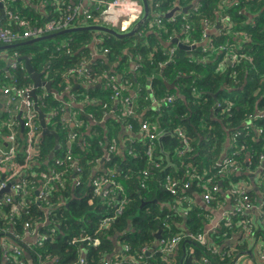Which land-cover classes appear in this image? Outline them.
I'll list each match as a JSON object with an SVG mask.
<instances>
[{"label": "trees", "instance_id": "obj_1", "mask_svg": "<svg viewBox=\"0 0 264 264\" xmlns=\"http://www.w3.org/2000/svg\"><path fill=\"white\" fill-rule=\"evenodd\" d=\"M38 1L44 2L46 14L36 10ZM81 1L75 0L72 4L70 0H12L6 4L5 13H11V16H7L4 27L21 31L20 23L26 29L42 27L49 21L60 23L70 17L72 9ZM176 1L161 2L160 11L168 12ZM221 7L225 10L222 11ZM149 8L147 22L133 37L122 39L108 33L78 31L34 44L20 41L7 49L12 63L6 73H0V87H14L16 90L33 87L24 61L20 60L21 57L29 56L34 71L42 75V82H50L57 93H48L41 87L30 99L45 115L46 128L59 136V149L55 151L57 144L54 136L43 135L37 116V154L21 174L22 179H26L33 188L27 199V207L10 219L11 207L3 204L4 199L0 201V228H5L0 232V240L7 237L9 241L10 236L23 233L26 223L31 225L37 236L47 237L42 245H38L39 239L30 244H26L27 240L17 243L28 252L23 258L26 264H39L40 260H47L50 264H82V260L85 264H103L110 256L117 254L119 264H206L205 260L207 264H233L240 255L253 251L252 241L243 235L236 245L222 244L235 233H240L239 221L248 222L252 219L261 224L258 219L264 218V207L258 209L255 215H251L250 211L244 218L236 216L231 225L233 228L221 221L219 227L208 233L206 242L202 244L191 237L206 232L210 211L221 205L223 196L221 192L215 194L212 203L206 205L209 210L200 209L196 205L183 203L182 197H191L193 192L203 194L211 188L210 184L196 181L191 190L183 189L182 184L187 179L189 164L195 166L202 175L210 174L212 166L221 156L222 142L230 137L232 140L233 133L237 131L241 133L235 142L240 167L248 163L250 170H259L262 162L260 156L264 154V131L257 137L251 128L246 131L245 125L253 117L254 128L264 129V116L260 115L264 112V0H201L198 11L191 12L186 19L179 17L174 23L165 21L164 29L153 30L149 28L153 18L151 4ZM219 15L231 16L232 30L245 31L250 37V42L243 45L239 53L247 58L243 57L231 64L224 62V53L217 51L219 58L212 65L208 61L216 57V51L203 52L200 48L188 55L178 48L169 62L168 38L183 33L182 40L185 43L201 40L205 28L203 21L208 19L212 24ZM72 19L70 28L92 25L80 16ZM187 25L190 30L185 33L184 26ZM229 30L224 27L222 35L212 34L211 46L217 49L223 45H233L237 49V41L226 34ZM94 38L98 41L96 49L106 54L108 61H90ZM13 63L16 64L14 68ZM133 63L135 68L132 69ZM222 64H225L224 71L220 70ZM81 66H85L87 75L70 73L71 69ZM114 75L118 80L111 83L109 79ZM154 75L152 87L156 97L181 95L177 102L164 104L160 111L152 110L150 103L144 101L148 93L145 83ZM124 81L129 86L132 83L134 90L138 89L137 85L143 88L135 99H131L132 109L134 107V114L136 111L145 119L149 118L155 135L168 131L170 136L162 137V142L158 140L160 136L148 141L143 133L138 134L140 121L134 114L122 116V99L115 97V93L119 83ZM174 81L176 86L170 90V83ZM98 82H101L99 88L89 87ZM131 92L123 91L124 97L129 98ZM2 95L0 93L1 98ZM225 101L232 104L229 112L217 107L218 103L224 105ZM4 102V108L0 109V143L8 149V124L13 123L15 144L18 147L16 157L23 163L26 132L22 131V120L13 115V111L7 112ZM115 105L118 106L114 113L116 118L111 117L106 127L101 126L99 123L108 118V112H112ZM14 106L19 107V101ZM128 125L132 126L134 138L127 141L128 135H125L126 141L121 146L120 136ZM213 125L216 129L210 128ZM176 129L187 134L192 152H182L181 139L171 132ZM73 133L83 139L82 145L78 144L79 141L71 145L73 161H67V137ZM151 142L154 150L152 157L147 155ZM107 144L106 151L114 144L121 146L122 151L112 153L110 160L106 159V171L94 176L93 169L97 161L102 160ZM161 146L166 155L160 153ZM53 152V158L49 159ZM164 156H168L172 165ZM57 161H63L64 165L59 166ZM52 171L61 174L60 183L50 182L52 192L49 197L46 200L38 199L36 193L50 180ZM95 177H112L117 186L122 188L119 194L125 195L118 199L117 190L116 195H110L113 199L96 194L91 186ZM168 177L171 182L176 183L178 180L181 183L177 184L176 195L167 190ZM226 185L227 181L223 187ZM249 196L252 204L260 205L263 201L260 195ZM122 202L124 204L120 211ZM105 219H112L107 227L102 226ZM157 233H161V239L181 235L182 241L176 254L165 256L159 251ZM254 237L257 241H264V224L255 228ZM214 243L222 250L212 251ZM119 245L120 250L117 251ZM124 246H128L129 250H124ZM232 249L237 252L227 254V250ZM1 251L3 253L0 246V264H7L1 258Z\"/></svg>", "mask_w": 264, "mask_h": 264}, {"label": "built area", "instance_id": "obj_2", "mask_svg": "<svg viewBox=\"0 0 264 264\" xmlns=\"http://www.w3.org/2000/svg\"><path fill=\"white\" fill-rule=\"evenodd\" d=\"M12 0H1V3L5 6L6 4H10ZM87 1L89 2H95L99 5L98 14L91 13L90 10L86 9ZM165 0H154L151 1V8L153 13V18L150 21V30H153L154 28L158 29H164L165 28V21L169 23L176 22L177 18L173 17L169 20L166 19V14L160 11L159 7L161 2ZM248 1V0H246ZM88 8V7H87ZM8 16H11V13L6 12ZM74 16H80L83 17L84 21L89 22V24L92 25H101L106 26L109 28H114L119 33H126L131 31L133 27L144 17V6L141 0H82L76 7L72 9V14L70 17H66L62 22L57 23L55 21H49L42 27H34L32 29H26L23 28L22 23H20L19 28H22L21 31H13L7 27L0 26V44L4 46H10L15 45L18 42L28 41L34 38L43 37L52 33H56L65 29H69L70 25L73 21ZM229 16H224L223 21L227 22L229 21ZM206 23L203 22L205 28L208 27V19L204 20ZM113 26V27H111ZM190 30V26H184L185 33H188ZM236 36H239L245 40H249V36L245 31H237ZM228 46V45H227ZM223 46L220 47L219 50L221 53H224L225 59L230 61L231 63H236L243 57L247 58L246 55L239 54L243 49L237 48L234 49V46ZM233 50L235 52L233 53ZM107 52V51H106ZM176 54V50L172 49L170 52V60L171 61ZM17 56V55H16ZM248 60H251L248 58ZM12 67H16V64L13 63ZM85 66H81L79 69H71L70 73L76 74H84L87 75V69L84 68ZM221 68H225V64H222ZM118 80L117 76L114 75L110 77L109 81L111 83H116ZM97 82V81H96ZM129 85H126V81L124 83H119L118 91L115 93V97H119L122 99L121 101V113L123 116L130 115L133 113L131 99L125 98L123 95V91H126L128 89ZM33 88V87H32ZM30 89H23V90H16L14 87H0V93L3 94L6 97V111L11 113L13 111V115H16V106H14V103L16 101H19V107L21 109V120L23 123L24 130L26 132V141L24 144L25 148V159L23 163H20L17 160V153H18V147L15 144L16 141V134L13 130V123L8 124L9 128V134L7 136L6 142L8 143L9 147L8 149H5L2 144L0 143V191L6 189L10 185V192H4L1 199H4L5 203L9 205L10 208V216L12 219L16 214L20 212L21 209H24L27 207V199L32 191V187L28 183L26 179H22L21 174L26 171V169L29 166V163L33 161L34 157L37 154V142H38V131L39 127L37 124V112L35 110V104L30 99L32 96L30 95V92L32 90ZM124 97V98H123ZM166 104H173L175 102V98L173 96H167L165 98ZM217 107L220 108L226 112H229L232 108V104L225 101L224 105L218 103ZM73 115V114H72ZM69 115V116H72ZM74 116V115H73ZM72 118V117H71ZM252 121H249L245 125V130L249 131L250 128L254 127L253 125V117L250 118ZM142 129L144 133V137L148 141H153L157 138V135H155L152 132L151 126L149 121H144L142 123ZM129 129L132 128L131 125L128 126ZM260 134L263 133L262 129L258 130ZM176 135L179 139H181V142L183 144V150L182 152H192L193 148L190 143V139L187 136V134L181 130H176ZM241 136L240 131H237L234 134V139L237 140ZM68 148H67V161H73L72 155H71V145L75 141L79 139V135L77 133L69 134L68 137ZM153 142H151L150 146L147 150V155L152 157L154 150L152 147ZM237 148V147H236ZM116 151L115 146H111L109 149V157H107V160H110V155ZM239 151L233 152L229 157L223 159L221 162H217L215 164V172L212 175L207 176L206 178L201 177L196 169L188 167L186 170V176L188 177L189 181L185 182L183 184V189H189L190 186L198 181V182H205L210 184L211 188L207 189L203 194V201L206 205H210L212 201L214 200V195L220 192V185H219V177H222L226 173L230 172H236L240 170V165L237 159ZM264 158L263 156L261 157ZM57 164L59 166L64 165L63 161H57ZM159 166V165H158ZM61 174L56 171H52V176L49 178L50 180H47L42 187L40 188V191L38 192V199L46 200L49 195L51 194L52 190L49 187L50 182H55L57 184L60 183ZM112 177H98L95 178L92 181V187L94 189V192L98 195L103 196L104 198H111L110 195L115 193V190L118 188L117 184L112 180ZM168 184H167V190L173 194H177V184H180L178 181L176 183L171 182V178L168 177ZM258 181L259 185L262 188L261 191V198H263V201L260 205L252 204V200L249 196L248 189L244 185H236L234 188L230 190L231 192V198L233 199V209L231 211L225 212L223 215L222 222H225L227 225L231 226L233 219H235L236 216H243L245 217V214L250 212L251 210L258 208L261 210L264 207V171H262L258 175ZM12 194V196H9L8 194ZM182 202L188 205H191V201L189 200L188 196L182 197ZM124 202L120 204V211L122 209ZM1 205V202H0ZM0 210V215H1ZM187 213L185 212V215ZM241 218L240 220H242ZM112 222V219H105L102 226L107 227ZM258 222L261 224H264V218H259ZM13 224H15L13 222ZM257 225V226H254ZM255 223V220H249L248 222L239 221L240 229V235H243L245 239H250L253 244V255L250 257V255L242 254L236 260L233 264H264V241H257L254 237V230L258 225ZM219 223L214 226L212 229L207 230L203 234H199L197 236L191 237L193 240L200 242L204 244L206 242V239L208 238V233H210L213 229L219 227ZM231 228H233L231 226ZM5 228H0V232L4 231ZM54 232V230H53ZM34 238L39 239L38 245H42L43 241L47 239L46 236L39 235L37 236L35 232L31 229V225L29 223L25 224L24 231L21 234H15L14 236H10V239L8 241L7 237H2L0 240V246L3 249V253L1 251V258L3 257L4 263L7 264H26L24 262V255L27 254L21 246H19L17 243L25 242L26 239H32ZM34 240V242L36 241ZM182 241L181 235H177L171 238H162L159 241V251L165 255V256H171L175 253L177 247L180 245ZM33 242V243H34ZM31 243V242H30ZM26 243V244H30ZM217 246L215 243L212 244L211 250L212 251H218L215 248ZM124 250L128 251L129 247L124 246ZM192 252V250H191ZM236 253L237 251L227 250V254L231 255V253ZM141 258V257H140ZM114 261V262H113ZM207 264V261H204ZM82 264H85V261H81ZM119 255H113L110 256L109 259H106L103 264H119ZM39 264H49L47 262L39 261Z\"/></svg>", "mask_w": 264, "mask_h": 264}, {"label": "crops", "instance_id": "obj_3", "mask_svg": "<svg viewBox=\"0 0 264 264\" xmlns=\"http://www.w3.org/2000/svg\"><path fill=\"white\" fill-rule=\"evenodd\" d=\"M151 1H154V0H148V3H149V5L151 4ZM181 1L183 2V3H181ZM200 1L201 0H177L176 1V3H174L173 5V7L170 9V10H168V14L170 13V12H172V11H176L173 15H172V17H170V18H168L167 17V14H166V19L167 20H169V19H171V18H173V17H176L177 19L179 18V17H181L182 19H186L187 18V16L191 13V12H193V11H198V6H199V4H200ZM249 1V0H248ZM247 1V2H248ZM39 2V1H38ZM70 2L72 3V4H74L75 3V0H70ZM245 2V1H244ZM42 3H44L43 1H41V3L39 2L36 6H35V8H36V10L38 11V13H41V14H46V12H45V10H44V4H42ZM92 2H89V1H87V5H89V4H91ZM246 3V2H245ZM232 4V1H230V5ZM176 9H178V10H176ZM185 9H188L187 10V12H185L184 10ZM221 10L223 11V10H225L224 9V7H221ZM244 12V11H243ZM164 13V12H163ZM167 13V12H166ZM7 14L5 13L4 14V16H2V10L0 9V26H2V27H4V26H6V23H7V21H6V18H7ZM223 17L224 16H221L220 17V15L218 16V18H216V20L214 19V21L212 22V24H210V21L208 22V27H206V28H204L203 29V33H202V38H201V40H197V41H193V43L192 44H189V43H185L184 42V40H182V37H183V33H181L180 35H177V36H175V37H170V38H168V40H167V47H168V49H167V52H168V55H169V57H170V52H171V50L172 49H175L176 51H177V49L179 48V46H178V44L177 43H175V40H177V41H179V44H182V45H186V46H188V47H193V49H190L189 51H187V50H184L185 52H187V54L188 55H191L192 54V52L194 51V50H196V49H202V51L203 52H207V51H211V53H212V51H216L215 52V55H216V57L214 56L213 58H210L209 59V61H208V63L209 64H212L213 65V63H215L216 61H217V59L219 58V55H217V51L218 52H220V50H218L220 47H222V46H220L219 48H214L213 46H211V35L212 34H216V35H220V32H221V30H223L224 29V27H226L227 26V22H225V21H223ZM250 19H253V18H250ZM204 25V24H203ZM204 27V26H203ZM132 30V29H131ZM238 31V30H237ZM237 31H235L234 32V37L235 38H233V39H235L236 41H237V43L238 44H236L235 46L237 47V48H240V47H243V45H245V41H247V40H244L243 38H241V37H239V36H236V33H237ZM126 33H128V32H126ZM222 35V34H221ZM249 42H250V37H249V40H248ZM97 45H98V41H97V38H94V41L92 42V44H91V52H90V56H91V58H90V61L93 63V62H95V61H97V60H106V61H108L107 60V58H106V54H104L103 52L101 53L100 51H98V49H96V47H97ZM224 46V45H223ZM2 47H4V45H0V62H3L4 63V65L2 64V65H0V73H6L8 70H9V67H10V64L12 63V57H10L9 55H8V52H7V50L6 49H3ZM225 47V46H224ZM228 47V46H227ZM180 49V48H179ZM235 52V50H233V53ZM221 53V52H220ZM219 54V53H218ZM224 55V54H223ZM211 57V56H210ZM228 63H231L230 61H228V60H226ZM225 61V62H226ZM253 61V60H252ZM170 62V61H169ZM218 63V62H217ZM91 64V63H90ZM90 64L88 65V67H90ZM231 64H234V63H231ZM134 63L131 65V68L133 69V68H135L134 67ZM165 65L166 64H164L163 66H162V68H164L165 67ZM220 70H222V71H224L225 70V68H220ZM1 76V75H0ZM156 77V75H154V76H152L151 78H148V80L146 81V90L148 91V93L144 96V101L145 102H149L150 104V106L152 107V110H155V111H160L161 110V108L162 107H164V104H166V101H164L165 100V98L167 97V96H173L174 98H175V101L176 100H178V98L181 96L180 94L179 95H176V94H167V95H165L164 97H162V98H158V97H156V95H155V93H154V89H153V87H152V82H153V79ZM79 84H81L80 82H78ZM78 84V87H80V85ZM97 84V85H96ZM96 84H93V85H89V87L90 88H99L100 86H101V82H98V83H96ZM176 86V82L174 81V82H172V83H170V86H169V89L170 90H173L174 89V87ZM131 87V88H130ZM133 88V84L131 83V85L129 86V89H127L128 91H132L131 93V96H128L130 99H135L137 96H138V94L140 93L139 91L141 90V89H143L140 85H137V90H134V89H132ZM69 89V87L68 88H66V91ZM227 89L228 90H232L231 88H229V87H227ZM45 90V89H44ZM194 91H195V89H194ZM6 100V97L5 96H3L2 95V98L0 97V109H3L4 108V104H3V102ZM177 102V101H176ZM5 103V102H4ZM121 106V105H120ZM149 106V107H150ZM118 106L117 105H115L114 106V108H113V110H112V112H108L109 113V116H108V118L107 119H104V121H102V123H99L101 126H104V127H106V122L111 118V117H113L114 119L116 118V116H115V112L117 111V108ZM133 110H134V107H133ZM149 109H147V111H148ZM15 111H16V116H20L21 114H20V107H17L16 109H15ZM264 113V112H263ZM122 114V113H121ZM134 114V111H133V113H131L130 115H127V116H123V117H130V116H132ZM259 115V114H258ZM260 115L262 116V113H260ZM134 116L135 117H137L138 118V120L140 121V127H141V129H140V131H138V134L139 133H143V134H145L146 135V133H144V131H143V129H142V123L144 122V121H149L148 119L149 118H147V119H145L144 118V116L143 115H138V113H136V111H135V114H134ZM255 117V116H254ZM251 118V117H250ZM248 119L247 121H246V123H248L249 121H252L251 119ZM149 123H150V126H151V129H154V127H152V125H151V122L149 121ZM129 126V125H128ZM128 126L126 127V129L125 130H122V133H121V136H120V141H121V146L125 143V141H126V139L124 140V136L125 135H128V138H127V141L128 140H130V141H132L133 140V138L134 137H132L133 135L131 134V132H132V128L131 129H129L128 128ZM255 127V126H254ZM254 127H252V130H253V132H255V134H256V136L257 137H260L262 134H260L259 133V129H262L263 131H264V129L263 128H258V129H256V128H254ZM211 129H216V127L213 125V126H211L210 127ZM177 130V129H176ZM176 130L175 131H171V132H173L174 134H176ZM90 132H88L87 134H89ZM234 134H235V132L233 133V137H232V140H231V137L230 138H228V139H225L224 140V142H222V145L223 146H221L222 147V150H221V156H220V158L214 163V165L212 166V169H211V173L210 174H214V172H215V170H214V166H215V164L218 162H221L223 159H225V158H227V157H229L233 152H235V151H237V148H236V141L237 140H235L234 139ZM160 136V137H159ZM164 136H170V135H168V131H162V134H158V136L157 137H159V141L160 142H162V137H164ZM177 136V135H176ZM83 139L81 138H79L77 141H79L78 142V144L79 145H82V141ZM122 140H124V141H122ZM77 141H75V142H77ZM232 142L234 143V145L232 144ZM112 145V144H111ZM108 146V144L105 146V152H104V155H103V157H102V160L100 159V160H98L97 161V165L94 167V169H93V174H94V176H100V175H102L106 170H105V163H106V158L107 157H109V154H110V152H109V150L108 151H106L107 150V147ZM113 146H115L116 147V150H118V152L119 153H121V149H120V147L121 146H119V145H117V144H114ZM161 148V151H160V153L161 154H163V155H166L165 154V150L163 149V146H161L160 147ZM109 149H110V147H109ZM264 157V154H262L261 156H260V159H262L261 157ZM165 157V159H167L168 160V162L170 163V161H169V158H168V156H164ZM165 162V161H164ZM171 164V163H170ZM172 165V164H171ZM188 167H190V168H193V169H196V171H197V168L195 167V166H193V165H191V164H189L188 166H187V168ZM248 168V169H247ZM262 171H264V158L262 159V162L260 163V166H259V170H257V171H255V170H250L249 169V167H248V163H246V165L243 167V168H241L240 167V170H238V171H236V172H230L231 174H229V173H226V174H224L222 177H220L219 178V185H220V192H221V194H222V196H223V200H222V203H221V205H219L218 206V208L217 209H215V210H212V211H210V220H209V222H208V224H207V226H206V231L207 230H209V229H212L214 226H216L218 223H220L221 221H222V219H223V215H224V213L225 212H228V211H231L232 209H233V205H234V203H233V199L231 198V192H230V190L232 189V188H234V186H236V185H242V186H246L247 187V189H248V193L251 195V196H259L260 195V197L262 196V194H261V191H262V188L260 187V185H259V181H258V175L262 172ZM197 173L198 174H200L198 171H197ZM210 174H208V175H210ZM228 174V175H227ZM200 175H202V174H200ZM227 175V176H226ZM202 176H204V175H202ZM96 178V177H95ZM94 178V179H95ZM234 178H236V179H234ZM93 179V180H94ZM92 180V181H93ZM178 181V180H177ZM189 181V179L187 178L186 179V181L185 182H188ZM225 181H227V185L225 186V187H223V185H224V183H225ZM179 182V181H178ZM180 183V182H179ZM181 184V183H180ZM183 185V184H182ZM91 186H92V182H91ZM191 187H192V185L190 186V190H191ZM117 190V193H118V195H117V197H118V199H120V198H122L124 195H125V193H122V194H119V192L120 191H122V188L120 187V186H118V188L116 189ZM189 200L191 201V206L192 205H196V206H198L200 209H204V210H209V208L206 206V204H205V202L203 201V197H202V193H200V194H198V193H195V192H193V194L191 195V197L189 196ZM250 214L251 215H255V214H258V208H255V209H253V210H251V212H250ZM250 215V216H251ZM241 238V235L239 234V233H235L234 234V236L231 238V239H229V240H226L225 241V243H223L222 245H230V246H233V245H236L237 243H238V241H239V239ZM27 240V242L28 243H30V242H34V240H36V238H34V236H33V238L32 239H26ZM261 241H263V240H261ZM120 250V245L118 246V248H117V251H119ZM218 250H222V247H220L219 248V246H218ZM178 251V250H177ZM177 253V252H176ZM175 253V254H176ZM246 255H250V257L253 255V251H251V250H249L248 252H246Z\"/></svg>", "mask_w": 264, "mask_h": 264}, {"label": "water", "instance_id": "obj_4", "mask_svg": "<svg viewBox=\"0 0 264 264\" xmlns=\"http://www.w3.org/2000/svg\"><path fill=\"white\" fill-rule=\"evenodd\" d=\"M141 1L143 3V6H144V17L128 33H119L117 30L106 27V26L91 25V26H83V27H75V28L65 29V30L59 31L58 33H54L51 35H47V36L38 37V38L28 40L25 43L34 44V43L46 40L48 38H53V37L61 36V35L68 34V33H74V32H78V31H97L99 33H108V34L114 35V36H116L118 38H122V39L127 38V37H133L140 31V29L145 25V23L147 22V20L149 18V9L150 8H149L148 0H141ZM0 9L2 10V16H4L5 6L1 2H0ZM176 10H178V9H176ZM187 10L188 9H185L184 11L187 12ZM175 12L176 11L170 12L169 14H167V17L168 18L172 17V15ZM175 43H177L179 48L182 50L189 51L190 49H193V47H188L186 45L179 44V41H177V40H175ZM10 47H12V46H4L2 48L7 50ZM30 59L31 58L29 56H24V57H21V59H20V60L24 61L25 69L29 73V75L31 76V78L33 80V88L30 92V95L32 97H34L37 88H41V87H43L48 93L57 94L56 91L52 89L50 82H48V83L42 82V75L38 74L34 71L32 65H31ZM35 110L38 114V121L40 122V125L42 127L43 135L48 134V135L54 136L56 138V144H57L55 151L58 150L59 149V136L54 131H50L46 128L45 115L39 110L37 105H35ZM20 116L18 118L21 121ZM21 128L23 131L24 127H23L22 121H21ZM53 155H54V152L50 155L49 159H52ZM4 192H10V185L6 189L0 191V197L2 196V194ZM36 194H38V192ZM156 238L160 240L161 239V233H157ZM27 257H30V256H27Z\"/></svg>", "mask_w": 264, "mask_h": 264}, {"label": "rangeland", "instance_id": "obj_5", "mask_svg": "<svg viewBox=\"0 0 264 264\" xmlns=\"http://www.w3.org/2000/svg\"><path fill=\"white\" fill-rule=\"evenodd\" d=\"M231 6V5H230ZM88 7V8H87ZM86 9H88V10H90L91 11V13H93V14H98V10H99V5L97 4V3H95V2H93V3H91V4H89V5H87L86 6ZM198 9H199V6H198ZM241 12H243V11H241ZM225 16H229V15H225ZM229 21H227V26H226V30L227 29H230L229 31H227V33L226 34H230V36L232 37V38H235L234 37V31L232 30L233 29V25H231V16H229ZM204 23H206L205 21H203ZM111 27H113V26H111ZM115 28V27H114ZM114 28H112V29H114ZM242 32V31H241ZM224 32H222V30H221V32H220V35L221 34H223ZM245 40V39H244ZM247 43H249V41H245V44H247ZM242 49H243V47H241ZM220 53V52H219ZM259 93V92H258ZM262 116H264V113H262ZM200 175V174H199ZM210 175H212V174H210ZM201 177H203V178H206L207 176H209V175H204V176H202V175H200ZM188 178V177H187ZM28 255V254H27ZM45 262H48L47 260H44ZM43 261V262H44ZM49 263V262H48ZM50 264V263H49Z\"/></svg>", "mask_w": 264, "mask_h": 264}]
</instances>
